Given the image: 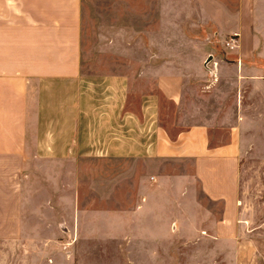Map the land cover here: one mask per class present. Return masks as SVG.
Masks as SVG:
<instances>
[{
    "label": "crops",
    "instance_id": "crops-1",
    "mask_svg": "<svg viewBox=\"0 0 264 264\" xmlns=\"http://www.w3.org/2000/svg\"><path fill=\"white\" fill-rule=\"evenodd\" d=\"M87 1L127 4L135 19L145 14L146 25L102 20L91 48L103 59L90 60L84 0H0V211L25 213L26 190L61 172L71 182L87 159L187 161L200 194L221 204L213 238L240 246L239 156L248 122L240 94L225 97L221 87L264 84V0H235L226 30L237 35L235 58L214 68L186 61L178 26L196 0ZM179 41L176 60H169L170 43ZM151 47L160 49V60ZM198 74L207 81L198 82L200 91Z\"/></svg>",
    "mask_w": 264,
    "mask_h": 264
},
{
    "label": "rangeland",
    "instance_id": "rangeland-1",
    "mask_svg": "<svg viewBox=\"0 0 264 264\" xmlns=\"http://www.w3.org/2000/svg\"><path fill=\"white\" fill-rule=\"evenodd\" d=\"M196 2L195 11L185 10L190 17L178 26L185 34L186 61L192 65L202 60V66L210 62L214 68L221 58H235L224 45L231 35L226 30L234 23L235 0ZM83 6L84 56L90 60L103 59L91 48L95 25L102 20L120 27L146 25L145 14L135 19L122 2L84 0ZM170 44L166 54L175 61L180 41ZM199 44L207 46L201 47V57L196 53ZM151 49L152 58L160 60V49ZM195 77V90L204 89L198 82L207 81L200 74ZM233 82L221 87L222 95L240 94L248 122L239 156L237 219L239 235L245 238L240 246L233 249L213 238L212 223L221 204L200 194L189 162L87 159L75 166L71 182L61 172L26 190L25 213L0 211V264H264V84ZM167 106L171 122L173 109ZM167 127L173 132V126ZM163 174L169 176L166 181ZM14 201L10 209L16 207Z\"/></svg>",
    "mask_w": 264,
    "mask_h": 264
},
{
    "label": "built area",
    "instance_id": "built-area-1",
    "mask_svg": "<svg viewBox=\"0 0 264 264\" xmlns=\"http://www.w3.org/2000/svg\"><path fill=\"white\" fill-rule=\"evenodd\" d=\"M224 45L228 50L235 48L237 46V35L235 33L231 34Z\"/></svg>",
    "mask_w": 264,
    "mask_h": 264
}]
</instances>
